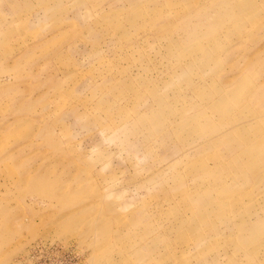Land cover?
Instances as JSON below:
<instances>
[{
    "label": "rangeland",
    "instance_id": "rangeland-1",
    "mask_svg": "<svg viewBox=\"0 0 264 264\" xmlns=\"http://www.w3.org/2000/svg\"><path fill=\"white\" fill-rule=\"evenodd\" d=\"M0 264H264V0H0Z\"/></svg>",
    "mask_w": 264,
    "mask_h": 264
}]
</instances>
